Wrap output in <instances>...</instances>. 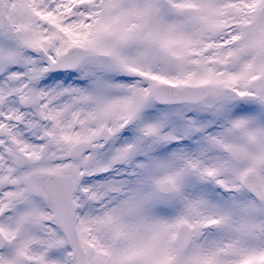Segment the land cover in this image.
<instances>
[{
  "label": "snow or ice",
  "instance_id": "6c2138e0",
  "mask_svg": "<svg viewBox=\"0 0 264 264\" xmlns=\"http://www.w3.org/2000/svg\"><path fill=\"white\" fill-rule=\"evenodd\" d=\"M0 264H264V0H0Z\"/></svg>",
  "mask_w": 264,
  "mask_h": 264
}]
</instances>
